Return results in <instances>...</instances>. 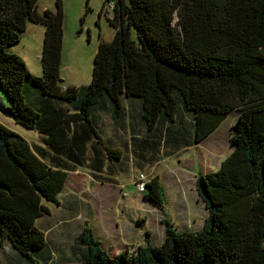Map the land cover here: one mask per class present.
I'll return each instance as SVG.
<instances>
[{"label": "trees", "instance_id": "trees-1", "mask_svg": "<svg viewBox=\"0 0 264 264\" xmlns=\"http://www.w3.org/2000/svg\"><path fill=\"white\" fill-rule=\"evenodd\" d=\"M38 2L0 0V92L9 103L0 98V112L38 132L49 150H34L0 124V251L10 244L21 264H53L37 226L50 215L45 203L60 205L79 168L94 176L123 169V153L104 138L96 113L109 112L123 127L129 102L147 130L131 134L143 161L160 158L165 145L169 155L190 146L182 108L193 114L196 146L237 112L234 152L197 179L209 211L203 230L177 232L166 221L160 246L147 233L146 246L110 257L86 223L73 248L81 264H264V0H105L114 39L100 44L91 84L66 89L61 3L40 15ZM28 22L45 28L42 77L10 52ZM159 179L145 197L162 209Z\"/></svg>", "mask_w": 264, "mask_h": 264}, {"label": "rangeland", "instance_id": "rangeland-1", "mask_svg": "<svg viewBox=\"0 0 264 264\" xmlns=\"http://www.w3.org/2000/svg\"><path fill=\"white\" fill-rule=\"evenodd\" d=\"M56 3L57 0H39L38 13L43 15L46 10L55 13ZM60 3L64 30L61 85L65 89L87 87L93 79L94 60L100 44L110 43L115 36L109 23L112 10L105 5V0H60ZM44 37L43 25L28 22L26 31L20 34V43L10 48V52L19 56L35 77H42ZM0 98L9 105L1 92ZM126 106L130 111L123 127L114 122L109 112L96 113L101 123V128L97 127L104 138L123 153L122 171L117 169L114 176L109 172L94 176L90 170L79 168L69 173L59 198L60 205L45 203L50 215L40 218L37 226L46 232L53 264H81V255L75 254L73 248L86 223L110 257L146 246L147 233L152 244L160 246L166 235V221L174 225L177 232L204 229L209 211L197 192V179L218 171L234 152L232 135L238 121L237 112L230 115L201 146H196L193 114L182 108L185 118L183 137L190 146L169 155L172 148L165 145L156 155L160 158L143 161L136 155L131 134L135 131L143 138L147 130L139 119V106L131 107L129 102ZM0 124L25 138L34 150L40 147L49 151L38 132L23 128L1 112ZM149 156L151 154L147 155L151 159ZM140 175H145L149 182L160 178L165 191L162 209L146 200V194L138 192ZM1 253L5 263L10 264L8 255L13 258L17 252L6 244Z\"/></svg>", "mask_w": 264, "mask_h": 264}, {"label": "crops", "instance_id": "crops-1", "mask_svg": "<svg viewBox=\"0 0 264 264\" xmlns=\"http://www.w3.org/2000/svg\"><path fill=\"white\" fill-rule=\"evenodd\" d=\"M204 143V142H203ZM202 143V144H203ZM202 144H200V145H198V146H201ZM11 246V245H10ZM48 246H49V241H48ZM12 247V246H11ZM13 248V247H12ZM49 249V252H48V255L50 256V254L52 255V253H50V251H51V247L50 248H48ZM2 251H0V260H1V262L3 261V264H6L5 263V260H4V257L2 256V253H1ZM17 252V251H16ZM75 252V251H74ZM3 254H5V252H3ZM115 256V255H114ZM15 257V258H14ZM13 258L11 257H9V255H8V258L9 259H7V261L10 263V264H17V263H22V259H21V257H20V255L18 254V253H16V256H14Z\"/></svg>", "mask_w": 264, "mask_h": 264}, {"label": "built area", "instance_id": "built-area-1", "mask_svg": "<svg viewBox=\"0 0 264 264\" xmlns=\"http://www.w3.org/2000/svg\"><path fill=\"white\" fill-rule=\"evenodd\" d=\"M113 7H111L112 9ZM149 181L148 179L145 177V175H140L138 182H137V188H138V192L142 195H145L147 192V185H148Z\"/></svg>", "mask_w": 264, "mask_h": 264}, {"label": "water", "instance_id": "water-1", "mask_svg": "<svg viewBox=\"0 0 264 264\" xmlns=\"http://www.w3.org/2000/svg\"><path fill=\"white\" fill-rule=\"evenodd\" d=\"M60 82L62 83V81H60ZM236 131H237V127H234L233 133H236Z\"/></svg>", "mask_w": 264, "mask_h": 264}]
</instances>
